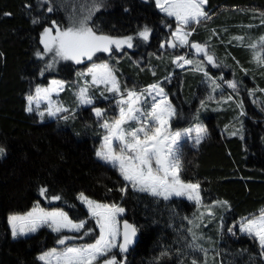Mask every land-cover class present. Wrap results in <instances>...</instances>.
I'll return each instance as SVG.
<instances>
[{"label": "trees", "instance_id": "16d2710c", "mask_svg": "<svg viewBox=\"0 0 264 264\" xmlns=\"http://www.w3.org/2000/svg\"><path fill=\"white\" fill-rule=\"evenodd\" d=\"M37 2L0 0V146L7 148V154L0 158V264H39L36 257L42 251L58 247L57 234L47 228H41L28 238L13 240L7 226L8 215L24 213L39 201L48 209L63 207L73 218H84L87 210L75 199L80 192L99 202L120 204L126 209L123 220L138 227L137 241L127 254V264H156L161 250L181 247L182 238L177 229L187 227V220L183 218H193L197 209L184 199L165 201L131 188L122 197L116 191L123 183L122 177L95 156L102 129L89 108L69 106L74 116L67 121L44 119L41 122L38 116L26 111V97L37 85L46 86L52 78L70 84L77 68L71 61L59 62L40 75L44 61L38 60L34 53L42 48L39 34L42 26L50 24L47 17L66 26L73 7L79 9L89 0H62L65 7L53 14L45 12L41 24L34 25L35 12H30L25 5ZM105 2L106 6L95 13L90 22L97 29L114 36L135 35L144 26L153 30L149 42H135L136 50L130 51L127 61L122 52L115 53L114 56L123 59L120 63H111L118 69V75L124 82L144 88L173 73L171 81L164 82L177 113L171 122L173 130L197 122L208 129L207 137L199 145L188 140L183 142L180 174L185 181L200 182L205 204L216 200H226L230 204L224 217V230L220 233L217 218L206 234L212 238L213 264H264L256 241L239 235L238 231L234 236L226 230L233 223L238 224L241 217L264 210V110H261L264 92L256 91L252 98L248 94L249 90L264 89V68L250 62L251 50L235 46V41L228 43L235 35L249 37L245 44L264 35V26H261L264 0H208L206 10L211 19L196 26L191 38L196 42L211 39L218 58L223 61L221 68L228 69L219 74L210 70L212 75L224 77L222 86L231 76L242 81L240 89L244 96L241 101L246 112L243 117L238 116V97L233 96L232 102L225 103L222 99L219 104H212L205 98L209 88L202 75L174 72L171 63L174 50L159 47L170 31L165 23L174 24V21H169L155 8L154 0L148 3L145 0ZM250 24L255 27H246ZM213 29L219 33V38L212 36ZM138 57L143 64L137 66L132 61ZM110 58L103 53L95 62H108ZM241 66L248 70L247 75L241 71ZM221 91L224 90L217 89L214 94L217 96ZM66 96L64 93L61 99ZM99 107L107 110L106 115L112 108L108 104ZM241 121L243 139L230 135L240 127ZM41 184L49 187L50 193L60 194L64 200L76 204L77 208L69 209L63 201L49 202L40 197ZM92 223L89 220V225ZM86 240L91 242L89 238ZM185 252L188 264L193 257L202 262L201 253H189L187 249ZM166 264H177L175 253Z\"/></svg>", "mask_w": 264, "mask_h": 264}, {"label": "snow or ice", "instance_id": "6c2138e0", "mask_svg": "<svg viewBox=\"0 0 264 264\" xmlns=\"http://www.w3.org/2000/svg\"><path fill=\"white\" fill-rule=\"evenodd\" d=\"M148 2L149 0H145V3ZM207 4L208 0H154L155 8L169 18V21H174V24L165 23V27L170 31L159 47L174 50L171 53V63L176 68L187 67L193 72L201 73L203 82H207L211 90L208 99L212 100L214 99L212 94L221 89L225 81L223 76L217 78L211 75L208 66L219 68L223 61L213 51L211 39L205 42L190 39L196 26L206 24L211 19L206 10ZM105 6V0H89L82 3L79 9L73 7L67 17L69 23L63 27L51 16L47 17L50 24L42 26L39 34V45L42 48L34 53L38 60L44 61L40 75L43 76L44 72L50 71L60 61H71L77 65L85 60L92 61L86 72L78 73L84 83L76 92L75 99L78 105L93 106L92 112L102 129V139L95 156L116 169L122 177L123 183L116 191L123 197L131 188L135 192L162 198L165 201L172 197H185L193 202L197 209L193 218H183L187 220L188 226L177 229L182 238L181 247L161 250L156 258V264H166L167 260L173 259V253L177 264H188L185 249L189 253L196 251L204 253L203 262L193 257L190 264H207V249L200 244L203 235L199 229L206 226V220L211 222L217 218L218 208L230 210V204L226 200L205 204L200 182L185 181L180 173L183 142L187 139L193 141L194 145H199L207 137L208 129L197 122L192 126L173 130L171 120L177 113L164 86L165 81H171V74L166 75L164 80L156 81L144 88H129L126 84L121 85L113 66L107 62L97 63L93 60L97 53L113 57L117 52L136 47L137 40L149 42L152 36L153 30L148 26L139 29L135 35L124 36H114L97 29L90 22L94 14ZM62 7H65L62 0L59 2L38 0L36 4L25 5L30 12H35L32 20L34 25L41 24L45 19V12L53 14ZM261 26H264V20H261ZM246 27L251 29L255 25L250 24ZM212 36L219 38V33L213 29ZM246 39H249L246 35H235L228 43L235 41V46L251 50L253 56L250 62L264 68V35L248 44L244 43ZM236 63L239 64L238 61ZM241 71L247 75L248 70L242 66ZM152 74L156 75L155 70H152ZM226 83L233 94L239 93L242 81L233 79ZM93 87L104 99L115 101L118 115L108 118L106 109L94 106L95 96L91 92ZM62 90L64 81L61 80H52L50 87L37 85L34 93L26 97V111L29 113L35 111L41 122L45 115L67 121L70 116H74L73 110L52 100V95ZM256 91L264 92V89L249 90L248 94L254 96ZM232 101V94L224 100L225 103ZM42 103L45 104L44 111L40 110ZM236 103L240 108L238 116H245L243 101ZM201 106L203 107V102ZM261 110H264V102L261 103ZM196 119L198 120V117ZM240 124V128L232 131L230 135H239V138L243 139L242 121ZM6 154L7 148L0 146V158ZM108 191L111 192L113 189ZM38 194L49 202L63 201L69 209L77 208L76 204L64 200L62 195L50 193L49 187L43 184L39 186ZM75 199L87 209L84 218H73L63 207L47 209L42 207L39 201L22 214L8 215L7 226L11 238L18 240L27 237L46 226L57 234L55 242L60 247L42 251L36 257L39 264H127V254L136 243L139 229L127 219L121 220L126 209L117 203L99 202L84 192H80ZM89 220L93 222L91 225ZM219 220L220 229L223 231L224 217L221 215ZM226 230L234 236L238 231L256 241L259 255L264 258V210L259 214L241 217L238 224L233 223ZM80 240L85 242L70 243Z\"/></svg>", "mask_w": 264, "mask_h": 264}, {"label": "rangeland", "instance_id": "374dc122", "mask_svg": "<svg viewBox=\"0 0 264 264\" xmlns=\"http://www.w3.org/2000/svg\"><path fill=\"white\" fill-rule=\"evenodd\" d=\"M163 14V13H162ZM196 28V27H195ZM192 38V36L190 37V39ZM136 50V48L134 47L133 49H124V51L121 53L122 54V57H123V59H125L126 61H127V57L128 56H130V51H135ZM185 51V50H184ZM213 51L215 52V54H216V56H217V53H216V50H215V47L213 46ZM100 54H103V53H97V56H99ZM96 56V57H97ZM96 57H94L93 58V60L95 61V59H96ZM218 57V56H217ZM123 59H121V58H119V57H117V56H113V57H111L110 58V62L108 61L107 63H109L110 65H111V63H114V62H116V63H120V62H122V60ZM131 60H134V59H132L131 58ZM61 63H64V62H68V61H60ZM91 63H92V61H87V60H85L83 63H81V64H79V65H77V68H76V72H75V75H74V78H73V81L70 83V84H66L65 82H64V90H62V91H60L58 94H56V93H54L53 95H52V100H53V102L55 103V102H60V103H62V104H64L65 106H67V107H69V106H75V108L76 109H81V108H89L90 110H92V107L93 106H81V105H78V103L76 102V99H75V94H76V92L78 91V89L81 87V86H83V83H84V80H83V78L82 77H79L78 76V73H80V72H86L87 71V68L89 67V66H91ZM97 63H101V62H97ZM131 63V62H130ZM132 63H134L135 65L137 64V66H138V63L139 64H143V61H140L139 60V57L135 60V62L134 61H132ZM75 64V63H74ZM112 66V65H111ZM114 67V66H113ZM208 68H209V70H212L213 72H217L218 74L220 73V72H227L228 71V69H224V68H221V67H219V69L221 70H219V69H217V68H212L211 66H208ZM115 70H116V75H117V77L119 78V80H120V83H121V85L123 86V85H127L129 88H132V87H136V88H141V87H137V86H133V85H130V82H124V80H123V78L122 77H120L119 75H118V73H117V68H114ZM222 69H223V71H222ZM120 71H123V69H119ZM174 72H180V73H183V74H185V75H187V74H192V75H202L201 73H197V72H193V71H191V70H189L187 67L186 68H184V69H180V68H176L175 67V65H174ZM211 74V73H210ZM217 74V75H218ZM212 75V74H211ZM174 76V74L172 73L171 74V77H173ZM215 77H220V76H215ZM90 79V78H89ZM52 80H60V79H58V78H52V79H50L49 80V82H48V84L46 85V86H42V87H50L51 86V81ZM203 80H204V78H203ZM230 80H233V77L231 76L230 77ZM236 80V79H235ZM61 81H63V80H61ZM206 84H207V82H206ZM227 85V84H226ZM226 85L225 86H222V88L221 89H223L224 91H221L220 93H219V95H217L216 96V94H212L213 96H214V99H212V100H209L208 99V96H209V93H210V88H209V90H208V92H207V94H206V96H205V98H207V100L208 101H210L212 104H219V102L220 101H222V99L223 100H225V98L229 95V94H232L234 97H238L239 99H240V101H241V98H243V93L241 92V89H240V91H239V93H236V94H233L232 93V89H230V88H228V87H226ZM207 86H208V84H207ZM143 88V87H142ZM34 91H35V89L33 90V93H34ZM91 92L94 94V96H95V104H94V106H97V107H99L100 105H102V104H108V105H111L112 106V108H110L109 109V114L107 115L108 116V118H112L114 115H118V109H116L115 108V101L114 100H112V101H109V100H107V99H104L103 97H101L100 95H99V92L98 91H96L95 90V88L93 87L92 89H91ZM32 93V94H33ZM64 93H67V96L65 97V98H63V99H61V97H62V95L64 94ZM222 93H223V95H222ZM226 96V97H225ZM249 97L250 98H252V96H250L249 95ZM170 100V99H169ZM171 102V101H170ZM172 103V102H171ZM33 107L35 108V105H33ZM174 107V106H173ZM40 110L41 111H44L45 110V104L44 103H42L41 105H40ZM33 115H36V116H38L37 115V113L35 112V111H33V113H32ZM39 117V116H38ZM175 117V116H174ZM174 117L172 118V120L174 119ZM40 118V117H39ZM44 119H50V120H56L57 118H49V117H47V115H45V117H44ZM172 120H171V122H172ZM239 126H241V125H239ZM240 128V127H239ZM187 139H185V141H186ZM189 142H191V143H193V141H191V140H188ZM145 194V193H144ZM173 198H177V199H184V200H186L187 202H189V203H192V204H194L193 202H191V201H188L185 197H172L171 199H173ZM162 199V198H161ZM170 199V200H171ZM169 201V200H168ZM42 207H44L42 204H40ZM85 209H86V207L84 206V205H82ZM45 208H47V207H45ZM48 209V208H47ZM87 210V209H86ZM227 212V210H224V209H217V218H218V225H219V231H220V233L222 232L221 231V229H220V221H219V217L222 215L223 217H225V213ZM22 214V213H21ZM125 216V213H124V215L121 217V220H123V217ZM216 218V219H217ZM216 219H214V220H212L211 222H208L207 220L205 221V227L204 226H202L200 229H199V231L201 232V234L203 235V239L200 241V244H202L203 245V247L205 248V249H207V264H213L214 263V258H213V255H212V253L211 252H213V249H214V247L212 246V244H211V240H212V238L211 237H208L206 234H207V232H208V229H209V227H210V224L211 223H213L214 221H216ZM41 228H47V229H49L48 227H41ZM40 228V229H41ZM39 229V230H40ZM204 229H207V230H204ZM38 230V231H39ZM37 231V232H38ZM49 231H51L50 229H49ZM36 232V233H37ZM52 232V231H51ZM36 233H33V234H30L29 236H27V237H22V238H28V237H30V236H33V235H35ZM53 233V232H52ZM53 234H56V233H53ZM239 235H241V236H246V235H244V234H241V233H239ZM257 243V242H256ZM58 247H60V246H58ZM196 252H198V253H201L202 254V262H203V260L205 259V257H204V253L203 252H199V251H196Z\"/></svg>", "mask_w": 264, "mask_h": 264}, {"label": "water", "instance_id": "95a60500", "mask_svg": "<svg viewBox=\"0 0 264 264\" xmlns=\"http://www.w3.org/2000/svg\"><path fill=\"white\" fill-rule=\"evenodd\" d=\"M137 237H138V234H137ZM137 237H136V241H137ZM136 244V243H135ZM135 244L132 246V248L135 246Z\"/></svg>", "mask_w": 264, "mask_h": 264}]
</instances>
